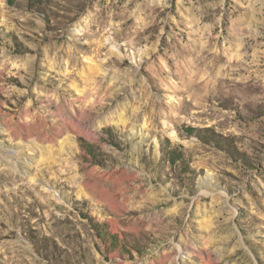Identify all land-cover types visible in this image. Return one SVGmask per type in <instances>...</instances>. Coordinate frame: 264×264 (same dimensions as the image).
<instances>
[{"label": "rangeland", "instance_id": "obj_1", "mask_svg": "<svg viewBox=\"0 0 264 264\" xmlns=\"http://www.w3.org/2000/svg\"><path fill=\"white\" fill-rule=\"evenodd\" d=\"M0 264H264V0H0Z\"/></svg>", "mask_w": 264, "mask_h": 264}, {"label": "bare ground", "instance_id": "obj_2", "mask_svg": "<svg viewBox=\"0 0 264 264\" xmlns=\"http://www.w3.org/2000/svg\"><path fill=\"white\" fill-rule=\"evenodd\" d=\"M70 66H71V65H70ZM67 69H69V68H67ZM73 71H74V70H73ZM70 72H71V71H70ZM70 72H69V74L72 73V72H71V73H70ZM67 74H68V73H67ZM90 75H92V76L94 77V79L96 80L97 76L99 75V70H98L96 67H95V68L93 67V68L91 69V73H90ZM96 92H98L97 94H99V90L96 89ZM97 94H96V95H97ZM95 98H96V97H95ZM12 123H13V122H12ZM74 125H75V124H74Z\"/></svg>", "mask_w": 264, "mask_h": 264}]
</instances>
